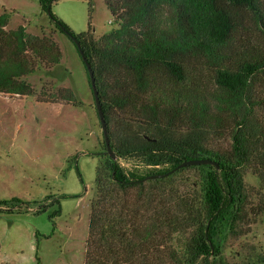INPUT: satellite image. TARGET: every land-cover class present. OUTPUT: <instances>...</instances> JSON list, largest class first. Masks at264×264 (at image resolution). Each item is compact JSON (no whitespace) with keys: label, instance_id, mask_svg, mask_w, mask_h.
<instances>
[{"label":"trees","instance_id":"16d2710c","mask_svg":"<svg viewBox=\"0 0 264 264\" xmlns=\"http://www.w3.org/2000/svg\"><path fill=\"white\" fill-rule=\"evenodd\" d=\"M57 1L38 0L74 45L88 82L82 57L90 64L115 154L105 147V166L96 169L84 264H195L200 257L217 264L220 239L247 231L244 171L264 185V44L239 51L234 40L246 17L264 37V0H104L118 27L96 39L90 2L87 29L75 32L53 12ZM10 17L0 14V92L33 95L23 76L40 62L58 64L60 51L22 25L5 31ZM188 56L215 67L214 90L186 85ZM65 99L74 102L71 92ZM114 108L134 116L136 129L125 141L114 142ZM211 135L227 137L228 146L206 147ZM127 156L149 167L127 168L121 163ZM201 159L217 166L190 163ZM186 168L196 171L194 196L165 188L170 175ZM176 231L189 232L182 260L169 244Z\"/></svg>","mask_w":264,"mask_h":264},{"label":"rangeland","instance_id":"374dc122","mask_svg":"<svg viewBox=\"0 0 264 264\" xmlns=\"http://www.w3.org/2000/svg\"><path fill=\"white\" fill-rule=\"evenodd\" d=\"M89 2L95 39L118 27L104 0H58L52 10L75 32H82L87 29ZM4 10L11 12L5 31L22 25L28 34L52 40L61 57L58 64L40 62L23 76L33 95L0 92V264H84L96 169L104 168L108 155L86 71L72 42L51 23L38 0H0V14ZM234 40L239 51L264 44L255 22L247 17ZM185 65L187 86L214 90L215 67L203 56H188ZM70 92L74 102L65 99ZM132 118L128 109L114 108V142L134 132ZM204 144L226 148L229 140L211 135ZM121 163L140 170L149 167L138 157H123ZM195 174L193 169L177 170L164 181L165 188L194 196ZM243 181L247 231L220 239L217 264H260L259 258H264V185L250 170L244 171ZM63 193L72 196L62 198ZM56 209L59 214L50 220ZM188 236L189 232L176 231L169 238L177 259L188 255ZM202 258L195 264H203Z\"/></svg>","mask_w":264,"mask_h":264},{"label":"water","instance_id":"95a60500","mask_svg":"<svg viewBox=\"0 0 264 264\" xmlns=\"http://www.w3.org/2000/svg\"><path fill=\"white\" fill-rule=\"evenodd\" d=\"M84 62H85V66L89 75V82H90V86L92 88V93L94 96V102H95V106H96V111L101 123V127H102V131H103V136H104V143H105V147L107 149L108 154L112 157L115 158V154L112 151L111 147H110V141H109V136H108V130H107V124H106V120L104 118V114L102 111V107L100 104V100H99V95H98V90L96 88V84H95V77H94V72L90 66V64L87 62L85 57H82ZM190 163H208V164H213L215 166H217V163L211 159H201V160H196V161H190ZM186 163H184L185 165Z\"/></svg>","mask_w":264,"mask_h":264}]
</instances>
